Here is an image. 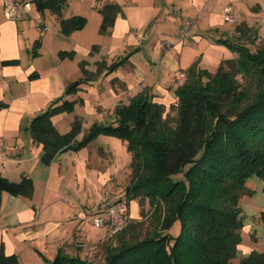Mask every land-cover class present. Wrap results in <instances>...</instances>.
<instances>
[{"label":"trees","instance_id":"trees-1","mask_svg":"<svg viewBox=\"0 0 264 264\" xmlns=\"http://www.w3.org/2000/svg\"><path fill=\"white\" fill-rule=\"evenodd\" d=\"M29 1L38 12L55 15L63 35L85 25L83 16L61 17L68 0ZM98 12V31L105 35L122 9L106 0ZM235 33L234 39L214 40L225 44L233 57L222 59L214 72L195 62L185 81L175 87V101L168 110L144 88L114 106L113 122H94L78 140L81 119L75 117L66 133H59L51 121L75 101L64 100L31 120L27 130L32 142L42 145L45 164L61 150H79L98 134L120 139L130 162L124 198L118 201L129 204L135 199L140 206L146 202L152 223V230L141 239L132 238L135 226L130 220L120 231L106 235L104 241L114 242H102V263L68 255L61 247L51 260L45 259L46 264H264L263 251L236 255L243 227L240 198L252 194L249 177L264 182V45L251 50L243 43L258 39L257 30L245 22L236 25ZM39 46L36 39L33 56ZM95 49L93 45L91 52ZM58 55L72 57L73 51ZM123 61L107 64L102 59L94 71L86 69L85 60L78 65L84 80L90 81L114 71ZM74 90L71 84L65 93ZM0 192L30 197L33 183L26 176L11 182L0 174ZM259 218L264 224V206ZM176 221L179 232L173 236L169 230ZM0 264L18 261L14 255L0 254Z\"/></svg>","mask_w":264,"mask_h":264},{"label":"crops","instance_id":"crops-1","mask_svg":"<svg viewBox=\"0 0 264 264\" xmlns=\"http://www.w3.org/2000/svg\"><path fill=\"white\" fill-rule=\"evenodd\" d=\"M105 1L97 0L99 3L97 11ZM207 1L121 0L119 3L116 2L121 7L122 14L117 15L109 33L101 35L122 39L127 49H122L120 57L115 60L124 59L114 71L103 73L98 78L87 81L94 86L103 76V81L108 86V95L113 102L107 108L97 104L94 106L92 113L96 115L97 121L113 122L114 117L105 121L103 116L111 115L115 105L126 102L129 97L144 88L149 89L153 94L154 101L164 106L175 101L173 93L175 86L173 87L170 82L172 74L177 71L187 73L190 67L198 62L194 60L195 56L182 57L183 51L188 49L184 47L185 39L189 36L186 27L190 17L187 16L188 22L185 21L186 18L181 12L198 7ZM2 10L3 2L0 0V139L2 140L0 174L11 182H18L23 176L30 178L33 192L30 197L0 192V254L14 255L18 264H43L45 259H52L61 247L71 256L78 254L86 257L91 253H97L104 241L105 229L102 228L104 230L99 237L93 239L83 224L91 223L93 217L99 214L105 205L117 200L101 201L87 210L64 204L67 203V198H63L67 173L72 171L71 166L67 165V153L73 150H61L49 164H45L41 158L42 145L32 142L27 130L31 120L38 114L60 105L64 100L76 99L75 96L71 98L65 93L68 84L67 73L62 68L65 59L58 56L59 51L67 50L54 49L55 58L46 60L44 48L47 45V38H41L37 55L33 56V43L39 38L28 37L26 26L22 24L27 16L18 21L7 20ZM98 14L101 21V15L99 12ZM172 14L179 18L172 24V31L176 38L178 35V39L145 37L153 32L151 24L160 15ZM189 28L187 29L190 30ZM139 29L143 30L142 34L137 31ZM133 34L136 38L135 42L131 41V38H134ZM139 36L144 39L139 40ZM199 37L194 33L192 44L200 43ZM216 38L219 37L216 36L214 40ZM211 42L213 43V39ZM172 50L176 52L177 57ZM85 52L93 57L99 53V49L96 46L94 51L91 52L90 48ZM57 58L59 60H55ZM9 60L16 62L5 63ZM86 62L89 64L88 61ZM197 66L201 68L199 62ZM115 79L117 82L113 83ZM78 97L82 102V98ZM75 117L77 115H74L73 119ZM72 121L69 123V128ZM58 123L57 120L55 127ZM59 128L62 129V126ZM63 130L67 132L66 128ZM86 131L82 122V131L77 136V140ZM98 155L100 158L110 159V153L102 149H98ZM75 179L74 174L71 180ZM99 179L103 184H109L114 180V175L107 172ZM249 180L252 181V185H248L252 194L240 198L243 227L240 230L241 241L237 246V257L246 256L252 250L264 252V224L259 218L264 206V182L257 176H252ZM242 232L245 234V241Z\"/></svg>","mask_w":264,"mask_h":264},{"label":"rangeland","instance_id":"rangeland-1","mask_svg":"<svg viewBox=\"0 0 264 264\" xmlns=\"http://www.w3.org/2000/svg\"><path fill=\"white\" fill-rule=\"evenodd\" d=\"M108 1L113 3L121 2V0ZM98 5L99 3L97 0H68L66 2V5L61 11L62 18L79 15L83 16L86 21L82 28L72 31L69 35H63L59 31L58 18L48 11L41 13L34 8L33 12L27 16L22 23L26 26L28 37L39 38L40 45L41 38H47V45L44 48V58L46 60L55 58V55H53L54 49L67 50V52H70L72 49L75 50L73 56L63 58L65 60H63L62 63V68H64L67 73V86L75 84V90L67 94L71 98L73 96L76 97V99L72 100L75 101V103L70 110L54 114L51 118L54 126L56 121H59L55 127L58 129L57 131L59 133H66V130H63L65 128L68 131L69 123L73 120L74 115L82 119L85 131L88 130L94 122H101V120L97 121L96 115L92 113V109L95 108L94 106L97 104L102 108H107L113 103L107 92V83L103 81L104 77L101 76L98 83L94 86L90 85L84 80V76L78 66L79 61L86 60L89 62L86 66L87 69L89 71H94L97 67L96 61H101L104 58L107 64H111L120 57L122 49H127L122 39L108 38L99 33L100 17L97 11ZM227 8H230L229 15L232 16V18L234 17L231 22L224 21ZM174 15L175 14L169 16L160 15L158 19L151 24L153 25V32L145 37H160L174 40L176 36L172 31V24L177 19V16ZM181 15L185 16L186 19L184 20L187 22V16H189V21L191 22V24L190 22H188V24L186 23V30L189 36L186 39L184 38V48L188 47V49L183 51L182 57L192 58L195 56L194 60L199 62L200 67L210 72L216 70L222 59L231 58L234 55L225 44L215 43L214 38L217 36L234 39V36L237 35L235 33L236 25L245 22L248 26H251V28L257 30L258 39L255 43L250 44L243 40V43L251 50H255L264 45V0H208L198 7L196 6L185 11L183 10ZM137 31H140L142 34L143 30L139 29ZM194 33L200 36V43L192 44ZM157 34H159V36H157ZM133 36L134 38H131V41L135 42V35L133 34ZM138 39L141 40L144 38L140 37ZM176 39H178V35ZM212 39L213 43L211 42ZM53 41H57V45L55 42L53 43ZM93 45L98 47L99 53L90 57L85 50H90ZM75 47L77 48L75 49ZM172 53L177 57L175 51L172 50ZM55 60L59 59L57 58ZM174 86L176 87L177 85L173 84V87ZM78 96L82 98V102L78 100ZM170 105L165 106L166 110L170 108ZM174 114L175 112L173 111L170 113L171 116H174ZM111 117H113V112L111 115H104L103 119L105 118L106 121ZM101 123L109 124L104 121ZM60 126H62V129L59 128ZM80 138L81 137H79V139ZM98 149L109 152L110 159L100 158ZM129 162L130 154L127 152L122 141L115 136L102 133L98 134L78 151L68 152L67 165L71 166L72 171L67 173V185H65L63 195V198H67V203L65 202L64 204L70 207H81L82 210H87V208H93L101 201L106 202L123 199L124 188L128 184L127 173L129 171ZM107 172L114 175V180L109 184H103L99 178ZM74 174L76 175V179L71 180ZM251 183L252 181L248 179L247 184L250 186L252 185ZM127 220L132 221L135 226L133 228V239H141L152 230L150 209L146 202L140 206L137 200H130L128 204ZM83 225L93 239H97L99 234L104 230L95 227L92 221L91 223L89 222ZM169 232L173 236L178 234L179 223L177 221L173 224ZM242 238L243 241H245V234L243 232ZM104 240H106V233ZM113 242L114 240H110L108 242L104 241V244H101L106 245L107 243L112 244ZM103 256L104 249L101 247L100 251L91 253L85 258L92 259L96 263H102ZM43 264H46V262L43 261Z\"/></svg>","mask_w":264,"mask_h":264},{"label":"built area","instance_id":"built-area-1","mask_svg":"<svg viewBox=\"0 0 264 264\" xmlns=\"http://www.w3.org/2000/svg\"><path fill=\"white\" fill-rule=\"evenodd\" d=\"M3 16L7 20L18 21L25 16H29L34 7L29 0H2ZM230 8L226 9L224 16L225 22L233 21L229 15ZM186 79V73L182 71L174 72L171 76V83L179 85ZM2 140L0 139V150ZM128 204L123 201H114L104 206L103 210L93 217L92 223L97 228H104L106 235L110 236L113 233L120 231L127 223Z\"/></svg>","mask_w":264,"mask_h":264}]
</instances>
